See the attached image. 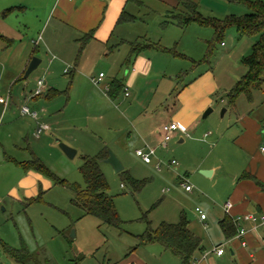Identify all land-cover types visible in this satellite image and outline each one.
<instances>
[{"label":"rangeland","instance_id":"rangeland-1","mask_svg":"<svg viewBox=\"0 0 264 264\" xmlns=\"http://www.w3.org/2000/svg\"><path fill=\"white\" fill-rule=\"evenodd\" d=\"M193 1L206 19L222 20L249 11L244 0ZM23 2L29 6L18 8ZM144 2V6L129 4L128 11L137 15L138 20L122 25L117 34L123 32L130 40L146 37L167 49L146 50L154 65L153 72L137 74L132 85L127 82L130 95L122 92L111 100L105 81L114 76L123 78L125 71L133 67L134 59L127 64L119 51H115L98 60L100 50L91 48L85 60L86 68H92L90 74H85L90 86L83 88L79 84L71 94L69 91L68 100L65 95L57 99L62 106L68 102L59 116L62 130L55 132L52 127L39 140L30 136L39 159L52 173L82 187L85 186L79 171L82 156L95 155L104 148L113 151L122 161L123 171L115 173L111 164L104 161L100 166L122 223L115 227L95 216L83 215L71 203L72 190L41 172L36 173L40 177L35 188L19 183L10 187L8 181H1L0 239L17 249L27 247L32 256L25 264H139V260L159 264L152 247L159 245L143 244L139 240L147 229L146 220L156 228L163 221L177 222L185 216L205 243L211 245L222 236L219 219L224 214L223 206L232 199L235 185L242 181L247 158L259 153L264 141V84L254 92L252 101L242 94L232 104L228 97L247 71L243 58L251 53L255 38L243 34L234 25L217 41L212 26L197 22L184 28L173 22L163 26L170 20L168 10L172 7L161 0ZM43 3L47 6L49 0ZM41 5L40 0H0V30L14 38L11 46L0 40V94L9 96L7 92L12 84L13 98L9 107L0 104V148L4 146L3 138L10 134L12 137L5 140V145L14 150L9 143L20 138L23 120L18 108L23 97L19 95L34 90L52 56L38 40L44 30ZM9 9L12 11L5 14ZM55 23L52 19L48 26L50 35H55ZM64 37V42L71 41V36ZM34 44L39 46L43 62L29 77L16 81L12 75L26 53L31 54ZM67 67L73 71V64ZM100 71L106 73V78L96 85L91 78ZM59 75L57 87L65 93L72 72L60 71ZM43 77L46 79V73ZM186 100L200 106L206 103V107L202 112L197 111L194 124L188 125L185 141L171 139L152 155V163H144L136 154L137 148L149 150L142 133L170 121L178 104L183 113H190L192 109ZM9 108L15 110L11 116ZM243 114L247 117L242 118ZM133 125L144 130L138 131ZM61 143L74 148L75 156H68ZM173 159L179 163L178 170L169 166ZM214 167L211 175L202 172L214 171ZM128 174L140 184L138 189L127 178ZM179 176H185L193 185L192 193L181 186ZM197 207L207 215L206 220L200 219ZM230 257L226 251L222 264H235L228 261ZM0 264L21 263L6 254L0 243Z\"/></svg>","mask_w":264,"mask_h":264},{"label":"crops","instance_id":"crops-1","mask_svg":"<svg viewBox=\"0 0 264 264\" xmlns=\"http://www.w3.org/2000/svg\"><path fill=\"white\" fill-rule=\"evenodd\" d=\"M45 1L46 0H40L42 9H40L39 11L40 13H42L41 23L44 22V30L43 34L39 35L38 40L40 39V42L42 43L44 49L47 52H50V54L52 53V56L51 58H49L45 68L42 69L43 75L44 73H46V79H44L43 75L42 77L39 76L38 78H43L45 80L46 93L42 96H33V91L30 90L29 92H23L19 95L20 97H23V100L20 99V105H18L19 112L20 106L22 104H28L33 109L38 110L40 116L38 120H35L30 116H24L20 113V116H22L23 118L20 138L18 137V140L12 138L13 140L9 143L14 150L10 149V151L9 149H7V144L5 143V140H7V138H11L12 136L8 134L5 139L3 138V144L5 147L1 145L0 148V150L2 151L0 152V182L8 181L10 187H14L15 185H17V183H19L21 186H29L35 188L36 183L40 177V173L33 169L24 168L21 163L29 161L34 157H40L37 154L36 149L33 147L35 141L32 142L31 140V137H35L37 140L41 139L40 136L43 132L41 134H37L35 132L38 123L48 124L50 126L49 130H51V128L53 127L52 129L55 132L62 130L59 116L60 114L64 113V107H66L68 102H66L65 106H62L61 102H59L61 100L57 99L59 96L65 95L67 96L68 100L69 91L71 94V91H73V89H76V86H78L79 84L83 86V88L85 85L90 86L89 77L85 74H90V72H92V68H86L85 60L91 48L96 47L98 50H100L98 60L102 59L104 54L108 56L115 51H119L118 53L121 54L120 56L124 57V62L127 63L126 60L129 58L131 51V43L136 40L128 39L123 32H121L120 34L117 33H119V28L122 27V25L126 23L127 25H130V23H134L138 20L137 15L128 11L129 4L133 3L137 6L145 5L144 0H49L47 6L43 3ZM161 1H163L169 7H173L177 4V0ZM140 2L142 4H140ZM20 4L21 5H19L18 8L21 9L29 6L24 2ZM11 11L7 10L5 14H8ZM123 11L134 15L136 19L130 22L118 23V18ZM52 19H55L56 21L55 27L53 29V33L55 35H50V33L48 32V26L50 25ZM0 33L5 37L4 39L0 38V40L6 41L7 46H11L14 42V38L9 37V34L6 33V31L0 30ZM66 34L67 36H71V41L66 40L64 42V36ZM90 34L91 38H86V36ZM113 39L114 43L110 44ZM144 40L149 39L146 37H144L142 40L137 39V41L140 42ZM34 42L37 43L38 41L35 40ZM33 47L34 48L31 54H28V52L26 53L20 66L12 75V78H16V81L25 78V70L34 54L41 58V63L43 62L41 55L38 53L39 46L37 44H34ZM80 49L81 54H79ZM105 50L106 53L104 52ZM54 52H56L58 55L56 56ZM132 59H134L133 67H129L125 71L123 78L114 76L110 80L105 81L104 84L106 88H109L111 86V83L115 79L121 80L123 84L125 82L126 87L127 82L129 85H132L135 82L137 74L140 73L147 75L153 72L154 65L152 61L146 56V50L141 52L137 56H132L129 63L127 64H130ZM70 64H73V71L70 70L69 72H65V69L68 68L67 66ZM139 70L141 71L139 72ZM60 71H64L67 74L72 72L69 86L65 93L60 91V89H58L57 87V80L60 77ZM101 72L103 71H100L99 74ZM76 73H78V76H75ZM103 73L104 77L102 78V81L106 78V73ZM11 92L12 84L7 92V94H9V102L6 107H9L13 102ZM254 92L253 97L255 99ZM106 93L109 99L114 100L108 95V91ZM0 96L3 95L0 94ZM189 101L190 100H186L185 102L188 103ZM0 104L3 103L0 101ZM188 104L191 107L192 111H194L193 114L190 115L192 111L190 113H183L181 111L180 105L178 104V109L174 113L173 118H170V121L162 123L164 124L167 122L176 121L185 128L184 132L180 130L176 131L174 137L172 138L179 139V142L185 141L183 136L188 130V125L194 124L195 119L197 118V111L202 112V110H204V108L206 107V103H204L203 106L195 105L192 103ZM9 109L10 110H8V113L9 116H11L13 115L15 110L14 108ZM243 117H247V115L243 114L242 118ZM161 125H157L155 127L147 129L145 133H142L144 134V139L146 141V148H154L155 154L157 153V150L160 146L164 147L168 144L167 143L166 145H164L162 143V133L160 130ZM133 128L138 131L140 130L141 132L144 130V128H141L140 126L136 127L135 125H133ZM262 144H264V141H262L260 147L262 146ZM16 153L22 155L20 156ZM253 154L254 155H251L249 158H247L246 165L244 166V172H249L250 174L254 175L255 178H243L242 181H239L235 185L232 199H228L233 203V207L229 212H226L223 206L224 214L219 219V221L225 215L234 217L249 212L255 213L257 215L264 214V154L260 150L259 153L254 152ZM173 168L174 170H178V166ZM214 172L215 167L214 171H212L211 174H213ZM192 192L193 190L188 193ZM201 220L204 221L203 219ZM188 223L189 229L194 234L198 235L195 231H193L194 229H192V221L190 220L188 221ZM245 225L248 228V232L245 236V240L247 242L245 246H242L241 240L234 236L231 238H226L220 227L222 236L218 237L217 241H213L215 243L212 242L211 245H209L208 242L205 243L204 240H202L204 249L196 253L193 264H222L224 262V255L226 251L229 252L231 256L228 260L230 263L234 262L235 264H264V227L256 226L251 221L245 222ZM148 244L159 245L152 246L154 247V251H156L155 258L157 259L156 261H158L159 264H182L180 258L170 250L166 249L163 245L159 243ZM218 246H223L225 249V252L222 255H217L215 252V248H217ZM175 257L178 258L180 262H177ZM139 262V264H150L148 262H143V260H139Z\"/></svg>","mask_w":264,"mask_h":264},{"label":"trees","instance_id":"trees-1","mask_svg":"<svg viewBox=\"0 0 264 264\" xmlns=\"http://www.w3.org/2000/svg\"><path fill=\"white\" fill-rule=\"evenodd\" d=\"M244 2L249 9L247 13L240 16H227L220 20L217 18H204L199 12L198 4L193 0H177V4L171 10H168V18L170 20L163 23V26H166L168 23L173 22L182 28L193 22L212 26L215 30V41L220 40L224 31L234 25L243 34L255 38L251 53L243 58V64L247 68V71L228 93L232 104L242 94L252 101L253 92L260 90L264 84V0H244ZM140 4L142 3L140 2ZM135 19L134 15L123 11L118 18V23L130 22ZM0 38L4 39L5 37L0 33ZM86 38H91V34L87 35ZM150 48L167 50L156 42L149 40L140 42L136 40L131 43L130 55L126 62L129 63L132 56H137ZM81 49L79 54H81ZM124 87L121 80L115 79L109 87L108 95L112 99H115L121 91H124ZM107 157V148L102 149L95 155L82 156V164L79 167V171L84 179V187L58 177L37 157L21 164L26 169H33L51 177L56 184L70 188L74 193L71 203L80 208L83 211V215H92L103 223L120 227L122 220L116 209L113 196L108 194L109 184L100 166L101 162ZM241 177L255 178L254 175L247 171L243 172ZM127 178L136 189L140 187V184L130 174L127 175ZM39 199L40 196L35 200ZM146 221L147 229L139 236L140 242L143 244L159 243L163 245L166 249L177 255L182 264H193L196 253L204 249L201 237L189 229V223L185 216H181L180 220L176 223L163 221L156 228H152L150 221ZM219 225L226 238L233 237L237 232V227L230 215H225L219 221ZM0 243L4 252L18 263L25 264L26 260L32 256L29 249L25 246L17 249L1 239Z\"/></svg>","mask_w":264,"mask_h":264},{"label":"built area","instance_id":"built-area-1","mask_svg":"<svg viewBox=\"0 0 264 264\" xmlns=\"http://www.w3.org/2000/svg\"><path fill=\"white\" fill-rule=\"evenodd\" d=\"M70 69L66 68L65 72H69ZM104 77V73L101 72L99 76L93 77L92 81L95 84H99L102 78ZM46 91V83L43 78H38L36 82V86L32 92L33 96H41L44 92ZM128 87H124V94L126 96L129 95L128 92ZM0 101L4 104L6 107L8 102H9V96H0ZM20 113L24 116H30L35 120L39 119L40 113L38 110L33 109L30 105L28 104H22L20 106ZM50 126L46 123H38L36 133L41 134L42 132L49 130ZM161 133H162V143L166 145L175 135V132L180 130V131H185V128L178 122L176 121H171L167 122L161 125ZM260 151L264 154V144H262ZM136 154L141 157V159L145 163H151L152 162V155H155V149L154 148H149V150H145L144 148H138L136 149ZM161 162L159 161L158 163V169H160V164ZM179 165L178 161L176 159H173L170 161L169 166L170 167H177ZM181 178V186L188 192H191L193 190V185H191L188 182V179L185 178V176H180ZM233 207V203L228 200L224 208L226 212H229L231 208ZM196 212L199 213L201 219H206L207 215L203 212V210L199 207L196 208ZM236 227H237V232L234 235V237L238 238L241 240L242 246H245L247 244L245 240V236L248 232V228L245 225V222L251 221L254 223L256 226H263L264 227V214L257 215L255 213L249 212L241 215H237L232 217ZM215 252L217 255H222L225 252V249L223 246H218L215 248Z\"/></svg>","mask_w":264,"mask_h":264},{"label":"water","instance_id":"water-1","mask_svg":"<svg viewBox=\"0 0 264 264\" xmlns=\"http://www.w3.org/2000/svg\"><path fill=\"white\" fill-rule=\"evenodd\" d=\"M40 63H41V58L33 57L30 60L28 66H27V68L25 70L24 77L27 78L34 70H36L38 68ZM209 111H210V109H208L205 112L204 116H206ZM225 111H226V109L224 108L222 110V113L224 114ZM60 146L62 147L63 151L68 156H70V157H74L75 156L76 150L74 148H72V147H70V146H68V145H66L64 143H61ZM103 161L106 162V163L111 164V166L113 167L115 173H119V172H121L124 169V165H123L122 161L111 150L108 151V157L105 158ZM202 172L204 174H206V175H210L212 173V171H210V170H202Z\"/></svg>","mask_w":264,"mask_h":264}]
</instances>
